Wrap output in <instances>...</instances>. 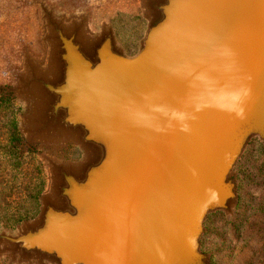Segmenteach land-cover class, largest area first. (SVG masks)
Wrapping results in <instances>:
<instances>
[{
    "label": "water",
    "instance_id": "1",
    "mask_svg": "<svg viewBox=\"0 0 264 264\" xmlns=\"http://www.w3.org/2000/svg\"><path fill=\"white\" fill-rule=\"evenodd\" d=\"M141 1L148 24L133 55L112 26L93 36L85 20L61 19L39 2L49 71L28 59L1 96L27 95L29 135L15 133L22 151L52 140L81 158L43 155L50 192L35 219L0 233V255L210 264L205 222L232 211L235 168L253 139L264 144V0Z\"/></svg>",
    "mask_w": 264,
    "mask_h": 264
},
{
    "label": "rangeland",
    "instance_id": "2",
    "mask_svg": "<svg viewBox=\"0 0 264 264\" xmlns=\"http://www.w3.org/2000/svg\"><path fill=\"white\" fill-rule=\"evenodd\" d=\"M39 2L61 19L85 20L93 36L105 25L112 26L130 55L137 51L148 24L141 0H0L4 47L0 50V233L16 234L25 221L37 217L40 198L50 192L52 183L43 155L60 162L81 158L79 148L71 143L52 140H39L22 151L15 133L23 139L29 135L27 95L12 92L14 100L13 95L1 96L3 90L17 85L15 74L27 72L28 59L49 71V29ZM7 44L13 46L6 51ZM235 172L238 202L230 213L217 211L208 216L202 250L210 256V264H264V144L259 139L251 141ZM0 264L32 263L0 255Z\"/></svg>",
    "mask_w": 264,
    "mask_h": 264
}]
</instances>
